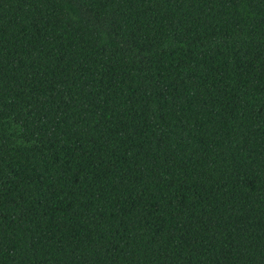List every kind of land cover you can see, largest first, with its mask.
<instances>
[{"label":"trees","instance_id":"trees-1","mask_svg":"<svg viewBox=\"0 0 264 264\" xmlns=\"http://www.w3.org/2000/svg\"><path fill=\"white\" fill-rule=\"evenodd\" d=\"M0 264H264V0H0Z\"/></svg>","mask_w":264,"mask_h":264}]
</instances>
